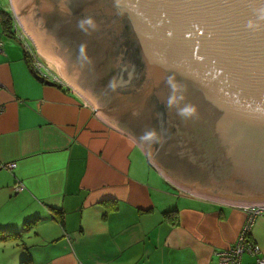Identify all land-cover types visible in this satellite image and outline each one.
Returning <instances> with one entry per match:
<instances>
[{
	"label": "water",
	"instance_id": "95a60500",
	"mask_svg": "<svg viewBox=\"0 0 264 264\" xmlns=\"http://www.w3.org/2000/svg\"><path fill=\"white\" fill-rule=\"evenodd\" d=\"M10 3L40 57L175 184L264 205V0Z\"/></svg>",
	"mask_w": 264,
	"mask_h": 264
},
{
	"label": "crops",
	"instance_id": "0c3cea01",
	"mask_svg": "<svg viewBox=\"0 0 264 264\" xmlns=\"http://www.w3.org/2000/svg\"><path fill=\"white\" fill-rule=\"evenodd\" d=\"M14 17L0 0V164L15 163L0 169V231L19 235L0 242L1 254L12 251L8 263L222 264L220 253L244 223L243 206L175 184L138 138L104 119L40 57ZM37 59L62 84L37 79ZM249 239L264 255V217ZM240 264H257L256 257L244 253Z\"/></svg>",
	"mask_w": 264,
	"mask_h": 264
},
{
	"label": "built area",
	"instance_id": "2783aa9c",
	"mask_svg": "<svg viewBox=\"0 0 264 264\" xmlns=\"http://www.w3.org/2000/svg\"><path fill=\"white\" fill-rule=\"evenodd\" d=\"M15 21L17 19L14 17ZM14 23L15 30H19L17 23ZM21 30V29H20ZM21 38L23 35H20ZM1 46V44H0ZM1 52V49H0ZM28 54L34 58L35 54L28 51ZM34 70L37 75H39L44 80L51 81L53 83L62 84V79L58 78L56 74L52 72V70L45 64H43L38 59L34 64ZM3 108L0 106V112ZM15 167V163H5L0 164V169L11 171ZM14 190L16 192H20L23 190L21 185H16ZM243 209L245 212V220L241 227V230L233 244L227 250L222 251L220 253V262L222 264H240L241 257L244 253H248L252 256L256 257L257 264H264V255H262L260 247L253 242L250 241L249 236L252 229V226L255 220L258 217H264V205H243Z\"/></svg>",
	"mask_w": 264,
	"mask_h": 264
},
{
	"label": "trees",
	"instance_id": "16d2710c",
	"mask_svg": "<svg viewBox=\"0 0 264 264\" xmlns=\"http://www.w3.org/2000/svg\"><path fill=\"white\" fill-rule=\"evenodd\" d=\"M2 17L5 19V21H4V29H5V31L8 34H12V31H11V27L12 26H10V24L9 25L6 24L9 21L8 16L6 14H4V15L2 14ZM26 59L29 62L27 54H26ZM173 213H176V211L166 212V213H164V217L166 219H168ZM52 215L56 219V221H58L59 223H62V213L59 210L52 209ZM34 221L35 220L27 223L26 227H29L28 225L31 224ZM18 237H19L18 233L6 231V230L5 231H0V242L1 241H7V240H10V239H14V238H18ZM19 264H32V263H31V260L29 258H25V259H22L19 262Z\"/></svg>",
	"mask_w": 264,
	"mask_h": 264
},
{
	"label": "rangeland",
	"instance_id": "374dc122",
	"mask_svg": "<svg viewBox=\"0 0 264 264\" xmlns=\"http://www.w3.org/2000/svg\"><path fill=\"white\" fill-rule=\"evenodd\" d=\"M5 1V4L6 3H8V5H10L11 3H10V0H4ZM9 11H10V13H11V7L9 8ZM19 27V26H18ZM19 31H21L20 30V27H19ZM32 39V38H31ZM25 41L28 43L29 41L27 40V39H25ZM33 41V40H32ZM29 46H31L30 44H29ZM53 69V68H52ZM0 250L2 251L3 250V248H0ZM11 252L12 251H10V253H4V254H1L0 253V264H7L8 263V261L10 260V254H11ZM8 264H10V263H8Z\"/></svg>",
	"mask_w": 264,
	"mask_h": 264
}]
</instances>
